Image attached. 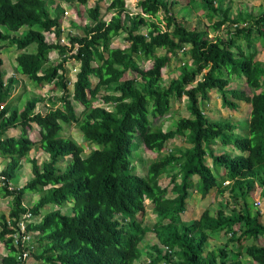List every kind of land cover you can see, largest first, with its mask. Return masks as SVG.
<instances>
[{"label": "trees", "instance_id": "16d2710c", "mask_svg": "<svg viewBox=\"0 0 264 264\" xmlns=\"http://www.w3.org/2000/svg\"><path fill=\"white\" fill-rule=\"evenodd\" d=\"M187 1L190 6L202 3L210 17L219 13L214 31L232 23L231 36L212 39L198 25L189 28L186 20L172 13L176 0H139L141 13L133 15L126 0H112L107 9L112 14L109 21L102 16L100 4L88 9L90 21L80 24L83 34L70 37L68 47L60 44L64 10L57 6L54 16L50 10L55 0H0V56L3 43L16 46L21 51L18 72L39 87L53 85V90L62 93L58 100L62 106L54 104L46 113L36 110L42 101L39 97L29 99L23 108L15 107L11 99L17 81H4L0 57V106L4 107L0 110V157L8 160L0 170V197L13 200L9 215L0 214V242L11 250L4 264L25 262L20 259L22 247L14 239L20 217L27 213L40 216L51 207L57 209L36 226L27 224L29 232L41 235L45 250L38 259L49 264H139L151 232L157 242L147 245L146 264H244V248L255 264H264V220L252 208L257 188L264 196V62L257 60L255 51L247 53L238 44L245 38L251 49L253 34L264 38V11L251 26L243 19L246 14L229 19L228 11L221 9L226 0ZM161 11L163 20L159 19ZM143 27L146 34L140 31ZM22 29L21 36L13 35ZM50 32L56 34V44L47 42L45 33ZM122 32L128 47L114 48L112 41ZM53 50L61 61L47 66ZM158 50L165 53L158 55ZM180 53L187 62L166 85L164 72ZM70 59L80 64L73 90L65 75ZM142 62L152 66L144 69ZM128 72L137 78L124 79ZM242 78L249 91L229 88L234 79ZM214 90L224 107L237 109L238 102L252 106L247 136H237L230 121L207 118L202 105L210 102ZM183 97L190 117L181 118L168 131L154 124L152 118L169 115L173 98ZM99 101L104 105H96ZM75 103L83 106L80 116ZM63 124L77 125L97 149L83 157V147L62 135ZM33 125L40 127V146L49 157L42 165L29 157L36 144L29 136ZM13 129H20L19 137L8 136ZM177 137H185L190 146L171 148L162 155ZM137 138L158 155L145 176L134 173L131 159ZM216 140L240 154L217 155L213 150ZM67 158V165L62 166ZM23 159L32 164L33 179L14 189L11 182ZM166 173L172 174L174 197H168V189L160 183ZM215 188L221 194L229 193L228 204L233 207L228 213L219 208L212 214L207 209L197 220L180 219L192 191L207 198ZM28 193L39 196L32 208L24 204ZM146 200L157 216L152 228L138 218L147 211ZM69 206L72 213H64ZM221 232L229 237L227 246L236 245V257L225 248L205 254L210 236ZM250 240L254 243L246 246Z\"/></svg>", "mask_w": 264, "mask_h": 264}, {"label": "rangeland", "instance_id": "374dc122", "mask_svg": "<svg viewBox=\"0 0 264 264\" xmlns=\"http://www.w3.org/2000/svg\"><path fill=\"white\" fill-rule=\"evenodd\" d=\"M168 2L172 0H167ZM112 0H88L86 5H82L77 0H71V2H66L64 0H55L54 4L51 5L50 10L52 15L54 16V9L57 6H61L64 10L61 15V29H62V38L60 44L70 47L71 41L70 37L72 36H80L83 34L80 28V24L86 25L90 20L88 16V9L95 7L96 4H100L101 13L104 16V19L109 21L112 17V14L107 10ZM139 0H126L128 10L133 14L141 13V8L138 5ZM177 4L172 8V13L178 19H184L187 22L189 28L198 25V27L202 30H208L210 33V37L213 38L216 33L220 34L217 38H224L231 36V24L226 23L225 28H221L219 32L214 33L213 24L217 23L221 18L218 17L219 13L217 12L212 17H210V10H206L202 3L198 2V4L190 6L187 0H176ZM216 5V4H215ZM222 11H228V17L230 20L238 19L240 15L246 14L247 17L243 18L247 23L251 26H254V20L261 15L264 11V0H226L222 4ZM249 15V16H248ZM165 18V14L163 11L159 13V19L163 20ZM82 19L83 21H81ZM155 21H157L155 19ZM84 27V26H83ZM162 27L165 30V23H162ZM6 30L5 28H2ZM22 29L20 32L15 33L13 35L21 36ZM141 33L146 34L147 28L143 27ZM47 42L50 44H56V34L53 32L45 33ZM245 38H241L238 41V44H241L242 48L249 53V51H255L257 54L258 60L264 61V38L257 37L255 34L252 35V50L248 48V43ZM3 50L1 54V58L3 60V65L1 69L4 71V81L7 82L9 79H15L17 83L13 85L12 91V99L14 101V106L18 108H23L24 104L33 97H39L42 99L37 106V112L46 113L49 109L53 108V105L56 104V107H61L62 104L58 101L62 96L60 90H53V85H44L43 87H39L34 84L28 77L20 74L17 70V57L21 53L20 50L17 49L16 46H11L8 42L3 43ZM112 46L114 48H127L128 43L126 42V34L122 32L119 36L115 37L112 41ZM32 49V48H31ZM30 51V50H29ZM165 51L158 50L157 54L162 55ZM50 62L47 66L54 65L59 63L61 60L59 58V54L56 50H53L50 53ZM187 62V59H184V55L182 53L178 54L171 59V65L164 72V84H168L170 79L173 77H177L180 73V67ZM142 67L144 69H149L152 66L151 62H142ZM65 75L67 80H70L69 88L73 90V83L76 81L77 73L80 70V64L75 59H70L65 64ZM137 78V74L134 72H128L124 79H135ZM230 89H240L249 91L245 80L242 79H234L229 86ZM211 100L209 103L202 105V108L209 120L212 122L215 121H230L236 126L235 134L240 137H245L249 134V124L251 117L252 106L248 105L244 102H238V108L232 109L230 107H224L222 99L220 95L214 90L210 94ZM11 101H8L10 103ZM5 105V104H4ZM96 105H104L101 101L97 102ZM76 110L78 115H81L83 111V106L79 103H75ZM151 107V106H150ZM152 108V107H151ZM190 117V113L187 109V98L183 97L181 99L173 98L172 99V109L166 117L154 119L152 121L155 125H161L163 130L168 131L171 129H175L177 122L181 118ZM20 129H13L8 132L9 137H19ZM62 135L66 138H71L76 141L80 146L83 147L84 153L83 157H87L91 151L97 149V146L87 142L84 139L83 133L75 124H63ZM29 136L33 142H35V146L33 150L30 152V159H36L40 165L46 162L49 157L44 153L40 146L41 140V129L37 125H33L32 129L29 131ZM190 144L187 143L185 137H177L175 140L171 141L162 155L167 154L171 148L185 149L189 147ZM213 150L217 155L222 154L223 152H230L232 155H239L240 152L234 148L233 146L224 147L219 140H216L213 145ZM158 155L147 150L144 145L141 143L139 138L136 139V145L134 146V151L132 152L131 159L135 165V174L139 176H145L147 174L148 166L150 165L152 160L157 159ZM69 158L65 159L62 162V166L67 165ZM207 163L211 166L212 160L210 157H207ZM8 164L7 159H3L0 157V170L5 169ZM21 169L18 171V176L11 182V186L14 189H19L25 186L29 181L33 179L32 173V164L28 162L26 159H23L21 162ZM177 172V171H176ZM172 174L166 173L161 176L160 183L163 187L167 188L169 191L168 197H174L172 193L173 184L171 182ZM194 180L197 182L198 178L194 177ZM177 181L180 182V177L177 178ZM187 205V211L180 216V219L183 221H192L200 218L202 213L209 209L212 214H215L219 208H222L224 211H228L232 204H228L229 202V193L221 194L217 188L213 189L207 198H202L197 191H192ZM38 194L28 193L25 195V206L28 208H32L38 202ZM253 211H260L262 217L264 216V196H262V189L257 188L255 195L253 196ZM12 199L10 198H1L0 197V214L9 215L11 210ZM256 201H261L262 206L257 207L255 205ZM147 211L146 213L139 214L138 218L143 220L144 225L152 228L157 222V216L152 210L151 203L146 200ZM255 207V208H254ZM57 209V207H51L42 210L41 215L44 217L48 212ZM63 212L66 214L72 213V208L69 206L68 208L63 209ZM263 212V213H262ZM228 213V212H227ZM179 219V220H180ZM39 220V218H38ZM264 220V219H263ZM228 236L224 233H216L210 236V239L206 245L205 254L212 250H217L221 248L227 249L231 256H237V247L234 244L227 246ZM156 235L151 232L147 235L146 240L144 241V248L142 250L141 260L138 262L139 264H146L149 261L148 253L146 251L147 245L151 246L156 243ZM253 241H249L246 243L247 245L253 244ZM6 249L9 247L4 246ZM40 250V254L43 252V243H37L36 247ZM162 249H164L162 247ZM243 256H241L242 260H244V264L254 263L248 256L245 254V248L242 249ZM27 264H48L46 262L38 261L33 257L29 259ZM161 264H164L162 262Z\"/></svg>", "mask_w": 264, "mask_h": 264}, {"label": "clouds", "instance_id": "9594fccd", "mask_svg": "<svg viewBox=\"0 0 264 264\" xmlns=\"http://www.w3.org/2000/svg\"><path fill=\"white\" fill-rule=\"evenodd\" d=\"M222 28H225V26H223ZM216 32H219V31H215L214 33H216ZM217 36H220V34H218V33H216L215 35H214V37L212 38V39H215ZM209 37H210V33H209ZM211 38V37H210ZM57 39V38H56ZM58 41V40H57ZM60 42H61V40H60ZM4 108V107H3ZM0 110H2V109H0ZM229 184V182H226L225 183V185H228ZM257 202H260L261 203V201H256L255 202V205L257 206V207H261L262 206V203L260 204V205H258L257 204ZM54 210H56V209H54ZM49 213V212H48ZM28 214V213H27ZM27 214H24V215H27ZM30 214H32V213H30ZM23 216V215H22ZM21 216V217H22ZM20 217V218H21ZM38 218H39V220H38ZM42 215H40V216H35V215H33L32 214V218H31V220H29V221H27V224L28 223H33V225L34 226H36L38 223H40L41 221H42ZM19 222V221H18ZM27 224H26V228H27ZM17 225H18V223H17ZM15 230H16V232H17V227L15 228ZM27 233H28V235H29V241L27 242V247L26 246H23L22 245V242H21V240H19V241H16V239H15V237H14V239H15V244L16 245H21V247H22V252H21V255H23V252L25 251V250H28V252H29V256L24 260L25 262L24 263H22V264H26L27 263V261L29 260V259H31L32 257H33V255L36 253V251H37V248H35L36 247V244L39 242L40 243V236L41 235H39L38 233H32V232H29L28 231V228H27ZM15 236V235H14ZM43 250H45V248H44V246H43ZM20 257H22V256H20ZM149 262V261H148ZM49 264V263H48Z\"/></svg>", "mask_w": 264, "mask_h": 264}, {"label": "built area", "instance_id": "2783aa9c", "mask_svg": "<svg viewBox=\"0 0 264 264\" xmlns=\"http://www.w3.org/2000/svg\"><path fill=\"white\" fill-rule=\"evenodd\" d=\"M0 109H3V106H0ZM257 204L260 205L261 203L257 202ZM31 218H32V214L28 213L27 215H23L19 219V222L17 225V232L14 236L16 241L21 240L22 245L26 246V247H27V242L29 241V238H30L28 233H27L26 224H27V221L31 220ZM21 256L22 257L20 259L25 260L29 256L28 250H25L23 252V255H21Z\"/></svg>", "mask_w": 264, "mask_h": 264}, {"label": "crops", "instance_id": "0c3cea01", "mask_svg": "<svg viewBox=\"0 0 264 264\" xmlns=\"http://www.w3.org/2000/svg\"><path fill=\"white\" fill-rule=\"evenodd\" d=\"M258 60V58H257ZM259 61H262V60H259ZM264 62V61H262ZM238 155V154H237ZM259 208V207H258ZM264 211V210H263ZM263 213V212H262ZM264 219V216L262 217ZM193 221V220H192ZM190 222V221H189ZM5 245L3 243L0 242V264H4V259L9 255L11 254V250L10 249H6L4 247ZM40 250L37 248V251L36 253L33 255V258L37 260V263L38 261H42L44 262L43 260H39L38 257L41 255L40 253ZM29 261V260H28ZM27 261V262H28ZM244 261V260H243ZM251 264H255V263H252L250 262ZM27 264V263H26Z\"/></svg>", "mask_w": 264, "mask_h": 264}]
</instances>
